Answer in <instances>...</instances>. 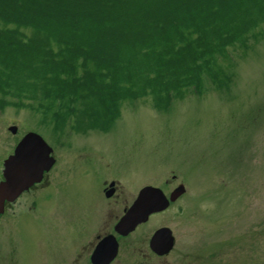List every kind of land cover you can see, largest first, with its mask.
Listing matches in <instances>:
<instances>
[{
  "label": "rangeland",
  "instance_id": "obj_1",
  "mask_svg": "<svg viewBox=\"0 0 264 264\" xmlns=\"http://www.w3.org/2000/svg\"><path fill=\"white\" fill-rule=\"evenodd\" d=\"M199 85L116 101L106 91L104 115L95 102L100 115L85 127L78 113L54 119L0 95V173L26 132L56 156L50 187L0 219V264H71L118 213L96 215L98 183L116 180L131 197L143 185L169 190L174 176L185 195L148 223H167L176 237L163 264H264V22L215 55Z\"/></svg>",
  "mask_w": 264,
  "mask_h": 264
},
{
  "label": "trees",
  "instance_id": "obj_2",
  "mask_svg": "<svg viewBox=\"0 0 264 264\" xmlns=\"http://www.w3.org/2000/svg\"><path fill=\"white\" fill-rule=\"evenodd\" d=\"M263 22L264 0H0V95L85 127L106 91L199 88L213 57Z\"/></svg>",
  "mask_w": 264,
  "mask_h": 264
},
{
  "label": "water",
  "instance_id": "obj_3",
  "mask_svg": "<svg viewBox=\"0 0 264 264\" xmlns=\"http://www.w3.org/2000/svg\"><path fill=\"white\" fill-rule=\"evenodd\" d=\"M16 131L15 126L9 128V132L12 134H15ZM51 154L52 149L39 135L34 132L23 135L15 146L12 155L7 157L3 163V180L0 182V214L4 212L5 202H13L17 196L42 180V175L48 172L55 163ZM112 191L110 189L108 196ZM183 192V187L179 186L174 189L169 200H167L159 189L149 186L143 187L138 193L137 199L114 226L115 231L121 235L131 232L137 224L143 223L148 215L163 211L168 207L169 202H174ZM172 245L173 237L170 236V231L167 228L155 232L150 243L151 248L161 254H166L171 250ZM104 246L113 252L106 255L102 264H108L112 261L116 249L113 239L109 237L105 238L95 248L92 261L98 259L99 255L102 254L101 248ZM156 247H160L161 251Z\"/></svg>",
  "mask_w": 264,
  "mask_h": 264
},
{
  "label": "flooded vegetation",
  "instance_id": "obj_4",
  "mask_svg": "<svg viewBox=\"0 0 264 264\" xmlns=\"http://www.w3.org/2000/svg\"><path fill=\"white\" fill-rule=\"evenodd\" d=\"M3 170V169H2ZM2 170L0 173V181H2ZM51 171V170H50ZM46 172L42 176L41 182L35 184L33 187H31L28 191L24 192L26 193H32L37 195L39 191H44L47 188L50 187V177L49 172ZM165 186H170L173 184L174 187H171L169 190H165L164 188H158L162 194H165L166 198L168 199L174 189H176L178 186L183 185L181 183H178L175 176L171 178V181H165ZM149 186V185H143L141 188H139L131 197L126 195L122 185H119V183L116 180L113 179H105L100 184L98 183L99 188V194L104 197V199L101 200L100 204L97 205L96 208V215H99L97 212L99 211L100 207H106V209L109 212V215H114V222L109 226L107 229H103L101 231H98L93 235L92 240L83 246L81 248V252L79 254L75 253V256L72 260L71 264H102L104 259L106 258V255L110 252L109 249H106V246L102 247L101 250L103 251L101 255H99L98 259L92 261V256L94 255L95 248L102 243L105 238H112L114 241L116 253L113 257L112 261L108 264H163L164 261L168 259L169 256H171L176 251V237L174 236V233L172 229L167 226L166 224H152L148 225L150 223L151 219L156 216H163L165 211L168 210V208L173 205V203H170V205L164 209V211L160 212H154L153 214L148 215V218L143 221V223H139L135 226V228L127 233L121 235L120 233L115 231V224L122 218V215L124 212H126L132 205V203L137 199L138 193L142 190L143 187ZM184 186V185H183ZM185 187V186H184ZM112 189L113 191L110 192L109 196L108 193ZM185 189V188H184ZM20 195L13 203H5L4 205V213L0 215V219H4V216L7 214V210H12V207H14V204L19 201V199L24 195ZM48 194V192H47ZM49 195V194H48ZM185 195V193L177 198L175 200L178 201L180 198H182ZM101 198V197H100ZM174 202V203H175ZM35 203L31 202L29 204V209L33 210L35 209ZM167 228L170 231V236L173 237V245L172 249L169 250L166 254H161L158 252H155L150 246L151 240L155 234V232ZM158 250L161 251L160 247H156ZM168 264V263H167Z\"/></svg>",
  "mask_w": 264,
  "mask_h": 264
}]
</instances>
